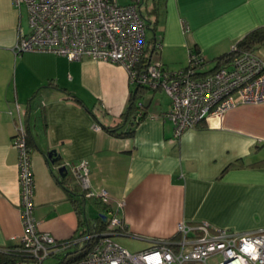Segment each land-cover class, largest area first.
<instances>
[{
  "label": "crops",
  "instance_id": "crops-1",
  "mask_svg": "<svg viewBox=\"0 0 264 264\" xmlns=\"http://www.w3.org/2000/svg\"><path fill=\"white\" fill-rule=\"evenodd\" d=\"M153 4L163 14L156 17L152 60L168 69L184 67L190 48L207 61L227 53L245 33L264 24V0ZM28 30L21 7L0 0V247L19 245L23 231L11 141L16 104L24 111L31 147L34 216L39 230L57 241L83 237L84 225L64 186L83 190L68 165L66 176L57 171L81 159L87 160L90 188L109 196L104 215L121 202L118 213L126 235L146 240L149 247L159 239H180V220L236 232L264 231V165L259 164L264 160V101L237 104L175 137L172 122L164 117L170 98L160 88H149L137 102L143 104V118L123 123V134L110 132L106 127L120 124L134 87L123 66L90 58L70 61L49 52L16 54L18 33ZM205 64L201 70L210 68ZM131 126L132 132L125 133ZM50 149L60 156L55 165L45 156ZM233 162L239 164L230 166ZM94 208L103 211L100 205Z\"/></svg>",
  "mask_w": 264,
  "mask_h": 264
},
{
  "label": "built area",
  "instance_id": "built-area-1",
  "mask_svg": "<svg viewBox=\"0 0 264 264\" xmlns=\"http://www.w3.org/2000/svg\"><path fill=\"white\" fill-rule=\"evenodd\" d=\"M25 6L27 32L19 31L13 51L49 52L70 61L90 58L118 63L127 71L132 85L160 88L170 98V108L164 117L173 124V134L180 136L210 116L223 113L240 103L264 101V56L242 52L226 65L207 75L195 71L204 62L200 52L189 50L188 68L168 69L152 60L140 72L147 29L142 16L143 0L119 3L117 0H12ZM183 30H188L182 22ZM159 46V44H157ZM235 43L231 50H235ZM141 105V102L138 103ZM11 113V111H10ZM16 104L15 130L11 141L17 152V183L19 209L23 227L21 248L33 258V264H43L57 240L40 231L34 216V173L27 129ZM83 190L85 198H97L109 204L105 190L90 188L87 160L66 162ZM121 202L107 211L108 224L96 234V239L84 257L67 264H208L215 254L221 259L215 264H264V231L236 232L216 227L208 222L188 224L180 220L178 240L159 239L151 247L131 252L114 240L124 226L119 216ZM195 232L200 235L195 236ZM87 234L81 239H88ZM23 264V262H20Z\"/></svg>",
  "mask_w": 264,
  "mask_h": 264
},
{
  "label": "trees",
  "instance_id": "trees-1",
  "mask_svg": "<svg viewBox=\"0 0 264 264\" xmlns=\"http://www.w3.org/2000/svg\"><path fill=\"white\" fill-rule=\"evenodd\" d=\"M153 11L156 13L158 11V6L154 5ZM142 12V11H141ZM143 16V13H142ZM146 22V21H145ZM154 22V23H153ZM146 22V29H151L153 31V39H152V48L150 49V45H147V38H146V49L145 52L138 63V70L140 72L144 71L147 66L152 61V55L155 52L156 47V41H155V29L157 26V19L155 17L154 21ZM153 28H150V27ZM236 49L231 50L227 53H223L221 55H218L215 57V65H211L210 68L207 70H201V67L207 63L208 61L204 58V62L201 64L200 67L197 68L195 71L196 75H207L215 71L216 69L222 67L223 65H226L231 60H233L236 56L240 55L242 52H253L256 53L258 49H260L262 46H264V24L260 25L258 27H255L251 30H249L247 33H245L241 38H239L235 42ZM191 52H199V50H196L194 48H190ZM188 62L187 64L182 67L183 69L188 68ZM149 88L146 85L142 84H135L133 89L130 92L129 96V103L120 117L121 122L120 124L114 126V127H106V129L110 132H119V130L122 127L123 123H130L135 124L136 121L138 122L143 118L145 115V111H142L143 104L138 105V100L142 98L143 93L148 90ZM132 132V126L130 129L125 133H131ZM124 132H119V134H123ZM239 162H233L230 164V166L238 165ZM259 164L264 165V160L259 161ZM229 167V166H228ZM227 167V168H228ZM64 186V185H63ZM65 190L68 193V197L71 200L72 204L74 205L77 214L80 217V225H84L83 231L81 232L80 236H85L87 234L92 235V237L88 239H80V240H74L69 239L66 241H57V245L55 250H52L48 256H57L59 257V262L56 264H67L74 261H78L84 257L88 249L90 248L92 242L96 239V234L105 230L108 224L107 218L105 217L103 219L102 214H104L106 210V205L103 203L100 199L93 202L95 205H100L103 211L97 214L93 222L91 223L90 218L86 215L85 212V205H86V199L84 194L81 192H78L77 189H69L66 186H64ZM194 224V223H193ZM197 224V223H195ZM117 231H119L121 234H127V230L125 225L123 227H118ZM21 244L2 248L0 247V264H20V262H23V264H33V258L30 257L26 252H24L21 248Z\"/></svg>",
  "mask_w": 264,
  "mask_h": 264
},
{
  "label": "rangeland",
  "instance_id": "rangeland-1",
  "mask_svg": "<svg viewBox=\"0 0 264 264\" xmlns=\"http://www.w3.org/2000/svg\"><path fill=\"white\" fill-rule=\"evenodd\" d=\"M117 1L119 3H127L130 0H117ZM153 7H154L153 0H144L141 4V11L143 13V18L145 19V21L147 23L149 22V20L153 22L155 17H160L163 14V12L161 10H159L155 13L153 11ZM158 9H159V7H158ZM21 12H22L23 26H25L28 29L27 14H26V9H25L24 5L21 6ZM150 28H153V27L151 26ZM152 39H153V31L151 29H147V45H150V49L152 48ZM263 49H264V46H262L256 52L259 55H263V53H264V51L262 52ZM156 56H158V55L154 54L153 58H156ZM187 60H188V56L186 58V64H187ZM215 63H216L215 59H214V57H212V58L208 59V62L205 65H208V66L212 65L213 66V65H215ZM173 68L178 69L176 67H173ZM164 92H163V97L165 98L167 93L166 92L164 93ZM149 95H150V93H149ZM156 98H157V96H156ZM112 204L115 206L114 203H112ZM85 212H86V215L90 218V221L92 223L93 220L95 219V217L97 216L96 214H98L97 213L98 211L96 210V208H94V204L92 203V201H90V199H88L86 201ZM194 235L198 236V235H200V232H195ZM113 238L120 245L127 248L131 252L140 251V250L146 249L150 246L146 240H143L142 238H140L136 235L118 234V235H114ZM220 259H221V256L219 254H215L208 260V264H215ZM57 262H59V257H57V256H47L43 260V264H56Z\"/></svg>",
  "mask_w": 264,
  "mask_h": 264
},
{
  "label": "water",
  "instance_id": "water-1",
  "mask_svg": "<svg viewBox=\"0 0 264 264\" xmlns=\"http://www.w3.org/2000/svg\"><path fill=\"white\" fill-rule=\"evenodd\" d=\"M46 159L48 162H50L51 164L55 165V163H58L60 160V156L57 155L55 149H50L46 152ZM57 171L61 176H66L67 175V168L65 164L59 165L57 167ZM103 219L105 218V215L102 214Z\"/></svg>",
  "mask_w": 264,
  "mask_h": 264
},
{
  "label": "bare ground",
  "instance_id": "bare-ground-1",
  "mask_svg": "<svg viewBox=\"0 0 264 264\" xmlns=\"http://www.w3.org/2000/svg\"><path fill=\"white\" fill-rule=\"evenodd\" d=\"M233 264H243V263L240 261H234Z\"/></svg>",
  "mask_w": 264,
  "mask_h": 264
}]
</instances>
